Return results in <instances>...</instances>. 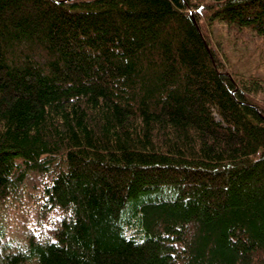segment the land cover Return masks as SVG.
Segmentation results:
<instances>
[{
    "label": "trees",
    "instance_id": "16d2710c",
    "mask_svg": "<svg viewBox=\"0 0 264 264\" xmlns=\"http://www.w3.org/2000/svg\"><path fill=\"white\" fill-rule=\"evenodd\" d=\"M219 24L264 0H0V264H264V56Z\"/></svg>",
    "mask_w": 264,
    "mask_h": 264
},
{
    "label": "rangeland",
    "instance_id": "374dc122",
    "mask_svg": "<svg viewBox=\"0 0 264 264\" xmlns=\"http://www.w3.org/2000/svg\"><path fill=\"white\" fill-rule=\"evenodd\" d=\"M211 38L215 45L216 44L222 45V47L227 50H229L232 47V45H234L235 50H238L239 52L229 51L230 58L232 60H235V58L240 55L245 56V59H247L248 67H251V65L253 64V60H251V56L256 55V53L258 52L259 46L263 52V55L261 56H264V42H259L257 40L251 41L248 36H245L243 39H240V40H235L230 36L226 28L220 24L215 27L214 35H212ZM259 59H261V57ZM239 62L242 64H245V62L241 59V57H240ZM19 230H22V229L20 228Z\"/></svg>",
    "mask_w": 264,
    "mask_h": 264
}]
</instances>
